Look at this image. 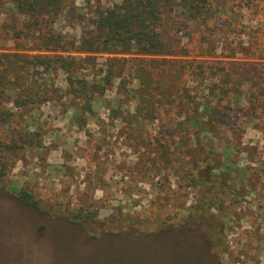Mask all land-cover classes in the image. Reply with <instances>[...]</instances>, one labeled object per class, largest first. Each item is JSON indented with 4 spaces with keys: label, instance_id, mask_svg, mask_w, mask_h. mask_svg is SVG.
Wrapping results in <instances>:
<instances>
[{
    "label": "rangeland",
    "instance_id": "obj_1",
    "mask_svg": "<svg viewBox=\"0 0 264 264\" xmlns=\"http://www.w3.org/2000/svg\"><path fill=\"white\" fill-rule=\"evenodd\" d=\"M113 1L66 0L39 22L2 1L0 54L95 59L74 65L73 87L59 61L8 68L19 94L47 100L8 103L15 115L0 125L1 137L27 125L40 141L6 154L0 264H211L199 240L212 234L220 264H264V0H201L197 16L192 0H174L163 13L169 54L40 50L51 28L78 45Z\"/></svg>",
    "mask_w": 264,
    "mask_h": 264
},
{
    "label": "trees",
    "instance_id": "obj_2",
    "mask_svg": "<svg viewBox=\"0 0 264 264\" xmlns=\"http://www.w3.org/2000/svg\"><path fill=\"white\" fill-rule=\"evenodd\" d=\"M2 1L0 0V8ZM16 10L21 15L31 17L36 16V21L39 22L38 17H48L49 15H59L64 11L63 4L66 0H10ZM174 0H118L113 1L108 6L100 5L95 9V17L92 18L91 24L85 35L79 41L77 45L75 42H62L59 35H56L51 30H47L42 37V44L40 50L52 51V50H66V46L72 44L70 47L74 51L91 53H107V54H138L143 56L163 55L174 51L172 49L171 41L166 39L167 28L164 22L163 13L166 7ZM206 0H202L205 2ZM186 2L189 0H183L181 3L186 6ZM189 7L192 10V16L202 14L203 8L201 6V0H192ZM2 27H0V31ZM11 59L9 63L6 60ZM124 58V57H121ZM117 57H109L108 61L111 63L122 60ZM6 61H5V60ZM95 59L91 55H86L84 58L69 56H53V55H41L32 54L24 55L19 53H1L0 54V125L5 122H10L15 115V111L12 108H8V103H13L17 108L25 106L26 104H36L44 102L47 97L44 94L32 92L30 89L27 94L21 95L18 93L16 86L17 77L8 75V68L15 65H24L25 60L33 67H52V63L55 61L61 62V67L67 72L68 82L73 87L74 82L78 79L74 77V65L82 60ZM125 59V58H124ZM126 60V59H125ZM143 61H153L151 59H139V63ZM7 62V63H6ZM95 65V61L90 63ZM19 77V76H18ZM144 81L147 80L144 77ZM149 82V81H148ZM162 82V81H161ZM82 84L81 89L75 88V93L83 91L86 100H89L90 94L86 90V82L80 81ZM150 83L145 82L142 84V88L148 90ZM13 85V87H10ZM76 86V85H75ZM147 86V88H146ZM79 93V92H78ZM34 96H38L37 99ZM86 107V106H84ZM90 106H87V108ZM185 126H190V118L181 121ZM183 126V125H182ZM38 132L29 131L27 125H24L21 129L17 126H13L7 134L0 136V186L4 182L10 161L6 154L21 150L22 148H30L40 146L38 139ZM226 193L228 189H217L215 193ZM19 198L21 201L28 205L37 206L38 201L34 196L26 191H21ZM224 201V200H223ZM225 202V201H224ZM81 213H75V219L77 222H89L95 224L97 219L94 216H90L89 213L80 215ZM210 218L201 221L191 220L190 222H199L200 227L204 226V222H211L212 214ZM202 230V228H200ZM183 233V232H182ZM211 234L212 232H204ZM214 233V232H213ZM179 234V233H178ZM199 234V233H198ZM194 236V235H193ZM192 236V237H193ZM196 236V235H195ZM193 237L196 239V237ZM213 239L207 237L206 240H199L206 246V251L211 256V264H220L217 256L213 251L214 236Z\"/></svg>",
    "mask_w": 264,
    "mask_h": 264
}]
</instances>
